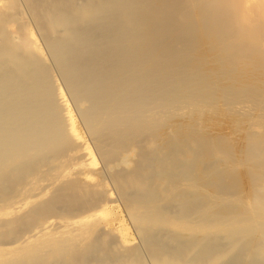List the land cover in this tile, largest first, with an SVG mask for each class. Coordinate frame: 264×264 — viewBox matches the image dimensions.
Wrapping results in <instances>:
<instances>
[{"label":"bare ground","instance_id":"6f19581e","mask_svg":"<svg viewBox=\"0 0 264 264\" xmlns=\"http://www.w3.org/2000/svg\"><path fill=\"white\" fill-rule=\"evenodd\" d=\"M0 264H264V0H0Z\"/></svg>","mask_w":264,"mask_h":264},{"label":"rangeland","instance_id":"374dc122","mask_svg":"<svg viewBox=\"0 0 264 264\" xmlns=\"http://www.w3.org/2000/svg\"><path fill=\"white\" fill-rule=\"evenodd\" d=\"M31 28L34 31V28L32 26ZM65 102H66L65 103L66 113L68 115H72V116H68V119L71 122L72 130L74 129L73 132H74L76 140L79 141L80 144L82 145L84 144V146L88 147L90 144H88L89 140L86 136L84 127L80 125L77 117L74 115V111L72 110L73 109L72 104L69 103V101L66 98H65ZM227 127L228 126H225V127L223 126L222 129L219 131L222 132ZM112 195L114 194L112 193ZM110 200L113 201L114 200L113 197H110ZM103 211H104V214H103V219L101 220V222L102 223L104 222V224H102V226H105L106 229L111 228V230H114L118 235L122 234L123 236L120 235V237L122 238V240H124L127 243H130V244L138 243L136 231L133 225L131 224V222L128 220L129 218L127 214L125 213V210L122 209V206L120 207V205L118 206V204L116 203H112V204L109 203V205L107 204V206L104 208ZM107 223L108 225H106Z\"/></svg>","mask_w":264,"mask_h":264}]
</instances>
